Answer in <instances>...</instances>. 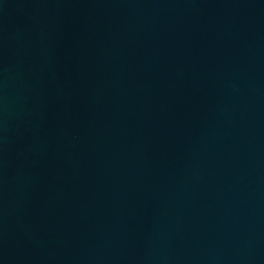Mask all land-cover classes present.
Listing matches in <instances>:
<instances>
[{"label":"water","instance_id":"obj_1","mask_svg":"<svg viewBox=\"0 0 264 264\" xmlns=\"http://www.w3.org/2000/svg\"><path fill=\"white\" fill-rule=\"evenodd\" d=\"M0 264H264V0H0Z\"/></svg>","mask_w":264,"mask_h":264}]
</instances>
